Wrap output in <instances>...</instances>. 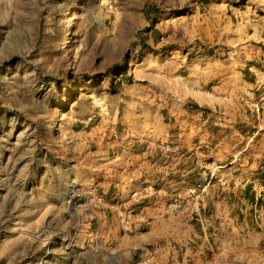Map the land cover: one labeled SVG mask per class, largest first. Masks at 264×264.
<instances>
[{
    "label": "rangeland",
    "instance_id": "1",
    "mask_svg": "<svg viewBox=\"0 0 264 264\" xmlns=\"http://www.w3.org/2000/svg\"><path fill=\"white\" fill-rule=\"evenodd\" d=\"M239 43L264 51V0H0V264H158L151 244L121 252L101 235L82 218L83 197L79 208L67 204L71 192L96 182L97 147L85 139L181 110L190 70L206 65L192 62L196 54ZM263 55L246 69L264 73ZM198 82L213 85L207 76ZM249 96L241 127L219 123L225 102L182 114L197 119L194 134L214 136L216 156L199 159L202 169L223 164L234 138L245 149L241 163L251 164L258 149L264 160V93ZM257 102L253 127L247 105ZM253 131L256 145L241 139ZM205 192L193 191L196 208L183 222L201 224L200 205L213 198Z\"/></svg>",
    "mask_w": 264,
    "mask_h": 264
},
{
    "label": "crops",
    "instance_id": "2",
    "mask_svg": "<svg viewBox=\"0 0 264 264\" xmlns=\"http://www.w3.org/2000/svg\"><path fill=\"white\" fill-rule=\"evenodd\" d=\"M243 47L239 43L227 51L207 48L206 53L196 54L192 62L203 60L206 65L203 70H190V99L183 100L181 110H167L155 123L149 116L139 123L140 129L135 123L129 132L112 125L109 134L85 139L97 147L99 171L95 184L81 188L88 206L82 218L97 223L101 235L115 238L119 251L133 253L137 246L151 244L158 264H264L262 151L258 149L256 155L253 150L251 164L250 157L241 163L245 149L237 148L240 140L234 138L224 151L223 164L214 167L212 161L202 169L199 159L216 156L214 136L194 134L197 119L182 117L191 107L225 102L223 110L219 108V123L242 126L241 105L247 104L249 95L264 93L261 66L249 64L247 69L253 71L246 72L247 61L263 62L264 51L253 45L247 53ZM257 69L260 74L255 73ZM199 75L211 80V90L197 88ZM259 103L247 105L253 127L260 120L254 111ZM90 120L91 116L84 119L78 131ZM208 120L209 115L203 122ZM245 137L252 145L261 140L256 131L241 139ZM198 190L206 191L205 196L211 190L212 201L200 205L201 224L183 222V212L196 208L193 191Z\"/></svg>",
    "mask_w": 264,
    "mask_h": 264
},
{
    "label": "built area",
    "instance_id": "3",
    "mask_svg": "<svg viewBox=\"0 0 264 264\" xmlns=\"http://www.w3.org/2000/svg\"><path fill=\"white\" fill-rule=\"evenodd\" d=\"M83 197V194L80 191H73L70 193L68 199H67V204L72 205L75 208H79L81 206V201Z\"/></svg>",
    "mask_w": 264,
    "mask_h": 264
},
{
    "label": "bare ground",
    "instance_id": "4",
    "mask_svg": "<svg viewBox=\"0 0 264 264\" xmlns=\"http://www.w3.org/2000/svg\"><path fill=\"white\" fill-rule=\"evenodd\" d=\"M67 25H69V23H67ZM67 27H68V26H67ZM68 41H69V40H68V39H66V40H65V43H67ZM99 105H100V104H99ZM98 107H99V106H98Z\"/></svg>",
    "mask_w": 264,
    "mask_h": 264
}]
</instances>
